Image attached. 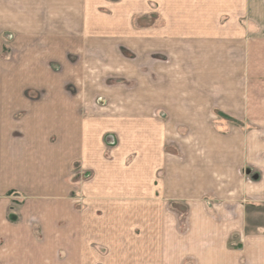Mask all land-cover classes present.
Wrapping results in <instances>:
<instances>
[{
  "label": "crops",
  "instance_id": "1",
  "mask_svg": "<svg viewBox=\"0 0 264 264\" xmlns=\"http://www.w3.org/2000/svg\"><path fill=\"white\" fill-rule=\"evenodd\" d=\"M152 3V26L117 17L115 47L96 52L100 72L131 84L113 112L89 111L98 84L42 63H66L56 42L70 35L55 24L14 68L0 45V264H264V0L119 7L129 19ZM99 15L95 35L109 36ZM109 131L119 143L107 157ZM77 167L95 175L74 179Z\"/></svg>",
  "mask_w": 264,
  "mask_h": 264
},
{
  "label": "rangeland",
  "instance_id": "2",
  "mask_svg": "<svg viewBox=\"0 0 264 264\" xmlns=\"http://www.w3.org/2000/svg\"><path fill=\"white\" fill-rule=\"evenodd\" d=\"M105 1L107 2L101 4V6L98 5V8L90 10L91 8L84 9L83 0H0V19L1 15L7 14L5 19L2 18V22L5 24H3L2 27L0 26V35L3 37L1 39L2 41H0V45L5 44L3 50L6 53L5 56L9 59V66L13 68L16 66L12 61L16 59L14 57L20 52L19 49H28L32 46L34 49L45 50L46 40H44V38L48 24L44 25V22L48 21L50 22V28L54 27V24L57 27L55 31L57 37L59 36L58 33H61L58 29H61L62 33L66 31V35H70V38L67 37L69 40L66 45L63 42H56V50L66 52V63H63L62 60L59 61L57 58L54 59L53 57H49L46 60L44 59L42 63L57 72V79L63 75L65 66H69L75 78H87L89 83L94 82L98 84L97 86H99V88L90 89L89 87L87 90V92L96 91L94 96H97L96 100L92 101V104H89L92 105L93 108H89L88 105L87 108H89V111L94 112V108H99L100 112L105 113L117 110L118 106L114 105L115 99L113 96H121L123 93L129 92L127 89L131 87V84L129 83L127 74L123 76L117 75L116 73H111V70L100 72L99 66L101 64H99L98 60L102 57L97 55L96 52L99 47L105 53L111 51L115 47L116 44H113L112 39L107 37H111L112 28L117 26V17L120 19L124 18V21H127L125 24L126 26H119L121 29H127L129 26L131 29H134L135 32H138L154 24L159 17V10L155 8L152 3L150 8L136 9L134 14L127 19L123 15L125 10L119 7L121 0ZM114 4L117 5V8L114 7ZM87 7H90L89 0L87 2ZM97 14H100L99 17L102 19L105 28H109L99 32H108L109 36L106 35L102 37L100 35H95L96 26L93 22H95ZM85 17H87L88 21V31L84 37V24L81 26L80 23H82ZM68 20L71 22V27H69L68 24L63 26ZM111 22L116 23L112 24ZM29 33H33L34 37L28 38L29 40H27V36H23V38L21 36V39H18V36L28 35ZM121 48L127 52L126 44H121ZM125 55L128 58H132L127 54ZM135 58L136 61H138L142 57L139 58L138 54H136ZM103 59H107V57ZM104 62L107 63L106 60H104ZM20 73L19 71L14 73L13 79L16 80L14 83H12L11 80H5V91L8 89V96L6 94L7 98L15 93V86L21 82L22 75ZM33 76L34 75L30 74L31 78H33ZM23 81L27 80L24 79ZM131 83L134 85L135 82L132 81ZM69 89L72 92L76 91L74 86H69ZM35 92L36 90L34 89H28L26 95L32 98L43 95L42 90H40L39 94ZM92 93L93 92H89V95ZM122 107L126 108L125 105L120 108ZM156 112L157 116H161V111L159 109ZM118 140L117 135L113 131H109L105 134V156L110 157L111 149L118 145ZM93 172L92 169L85 170L77 167L73 168L72 176L74 179L90 178L95 175Z\"/></svg>",
  "mask_w": 264,
  "mask_h": 264
}]
</instances>
